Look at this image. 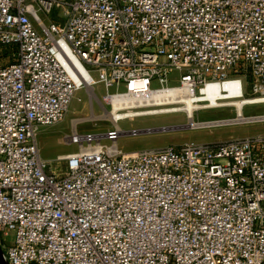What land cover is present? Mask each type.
<instances>
[{"label": "built area", "instance_id": "obj_1", "mask_svg": "<svg viewBox=\"0 0 264 264\" xmlns=\"http://www.w3.org/2000/svg\"><path fill=\"white\" fill-rule=\"evenodd\" d=\"M0 44L15 46L0 66L7 264H264V134L124 152L121 135L153 129L74 128L60 173L36 142L96 84L107 103L212 82L264 99V0H0Z\"/></svg>", "mask_w": 264, "mask_h": 264}, {"label": "rangeland", "instance_id": "obj_2", "mask_svg": "<svg viewBox=\"0 0 264 264\" xmlns=\"http://www.w3.org/2000/svg\"><path fill=\"white\" fill-rule=\"evenodd\" d=\"M58 13L60 11L54 9L49 17H57ZM14 52L15 46L0 44V66L11 63ZM92 75L96 77V74L93 73ZM178 75V71H173L169 76L168 84H178ZM249 79L250 76H247L245 82H248ZM158 86L157 82H152L151 87ZM244 87L245 96L241 99H228L226 92L239 93V85L237 82L236 84L225 82L222 83L221 97L216 101L208 102L202 96L198 97L196 101L198 105L239 102L242 109L241 120L237 117L234 106L199 109L194 112L191 119H188L184 105L168 104L126 109L125 111L134 110L132 111L134 117L117 122H114L117 115L114 117L107 115L112 106L103 99L105 90L102 84H96L88 92L80 89L75 92L65 115L60 121L41 126L36 132L39 153L42 159L49 162L53 170L60 173L63 170V164L58 162L56 157L77 150L76 144L68 143L65 139L74 128L79 133L98 135H103L116 125L124 131L153 129L151 132L143 131L137 135H121L117 140V145L124 152L164 145H179L186 141L217 142L230 138L264 134V99L261 100L259 96L252 95L248 83ZM217 93V88H209L208 94ZM213 123L214 125H211ZM10 239V237L7 238L8 241Z\"/></svg>", "mask_w": 264, "mask_h": 264}, {"label": "bare ground", "instance_id": "obj_3", "mask_svg": "<svg viewBox=\"0 0 264 264\" xmlns=\"http://www.w3.org/2000/svg\"><path fill=\"white\" fill-rule=\"evenodd\" d=\"M211 87L217 88L218 93L208 94L209 88ZM221 94H222L221 82L209 83L205 87H202L200 92L197 94H189L188 91L183 86H171L165 89L151 91L146 96L138 99L136 103L130 97L123 98V100L122 98L119 97H113L110 100L112 108L110 109V112L107 113V115L109 117H114L115 115H117V117L114 118V122H116L118 121L119 117L123 115V113H126V116H132L133 114L132 111H134V110H128L125 112H119L117 109H120L121 107L130 109V108H140V107H149V106H162L168 104H180V105H184L187 118L191 119L193 117L194 112L199 109L215 108L222 106H234L237 112V117L239 118V120H241L240 118L242 117V109L239 102H228L224 104H212V105L196 104L197 103L196 101L200 96H202V98L208 102H213L219 99L221 97ZM226 94L228 96V99L237 100L235 98H231L230 93L226 92ZM259 99L263 100V98H259ZM122 102H125L126 105H122Z\"/></svg>", "mask_w": 264, "mask_h": 264}, {"label": "water", "instance_id": "obj_4", "mask_svg": "<svg viewBox=\"0 0 264 264\" xmlns=\"http://www.w3.org/2000/svg\"><path fill=\"white\" fill-rule=\"evenodd\" d=\"M0 264H7V261H6L5 257H4V253H3L2 249H1V247H0Z\"/></svg>", "mask_w": 264, "mask_h": 264}]
</instances>
